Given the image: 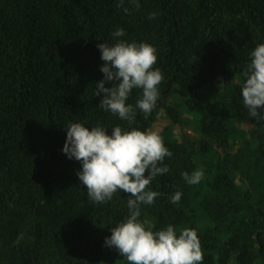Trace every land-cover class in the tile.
Masks as SVG:
<instances>
[{
	"label": "trees",
	"instance_id": "16d2710c",
	"mask_svg": "<svg viewBox=\"0 0 264 264\" xmlns=\"http://www.w3.org/2000/svg\"><path fill=\"white\" fill-rule=\"evenodd\" d=\"M136 2L0 0V264H127L105 238L128 216L130 194L91 202L80 162L62 151L69 123L131 130L94 95L104 78L97 44L116 39L155 47L164 76L154 110L137 109L131 125L150 130L163 116L172 153L140 219L195 229L202 264H264V119L241 95L250 53L264 44V0ZM118 28L125 35L114 38ZM141 95L133 89L126 103ZM199 157L204 177L190 185L182 173Z\"/></svg>",
	"mask_w": 264,
	"mask_h": 264
},
{
	"label": "clouds",
	"instance_id": "9594fccd",
	"mask_svg": "<svg viewBox=\"0 0 264 264\" xmlns=\"http://www.w3.org/2000/svg\"><path fill=\"white\" fill-rule=\"evenodd\" d=\"M130 2L140 7L136 0ZM123 3L124 0H119L117 6L123 7ZM123 10L128 14V8ZM156 15L155 12L149 14V19ZM111 35L119 38L125 32L118 28ZM97 48L103 61L99 70L104 78L96 84L94 95L103 94L99 107L126 121L131 130L117 125L108 135L99 123L91 128L84 123H69L62 151L68 159L80 162L77 176L91 202H109L117 190L130 194L128 216L110 228L111 236L105 238V244L114 247L127 264H202L203 250L195 229L168 225L156 231L149 220L140 219L141 205H152L161 195L148 188L158 175L169 172L164 160L172 156L157 131L131 127L137 109L147 118L160 97L158 85L164 76L159 68L153 67L157 50L148 43H129L121 39H116L111 46L99 43ZM250 57L243 72L246 82L241 95L249 115L264 119L259 112L264 109V44L257 45ZM133 89L142 90L135 106L126 103ZM182 177L188 184L196 185L203 179L204 170L199 168L191 175L185 172ZM181 197L182 193L176 191L171 202L177 204Z\"/></svg>",
	"mask_w": 264,
	"mask_h": 264
},
{
	"label": "rangeland",
	"instance_id": "374dc122",
	"mask_svg": "<svg viewBox=\"0 0 264 264\" xmlns=\"http://www.w3.org/2000/svg\"><path fill=\"white\" fill-rule=\"evenodd\" d=\"M215 92H216V90H215ZM168 123L169 122L167 120H165L164 117L159 114L157 116V119H156L155 124L152 125V127H151L150 130L157 131L160 135H164V133L167 132L166 129L168 127ZM244 128H246V127H244ZM171 132H172V130L170 129L169 130V133H171ZM196 162L198 163V169H199L200 165L202 164L200 157L197 158V161Z\"/></svg>",
	"mask_w": 264,
	"mask_h": 264
}]
</instances>
